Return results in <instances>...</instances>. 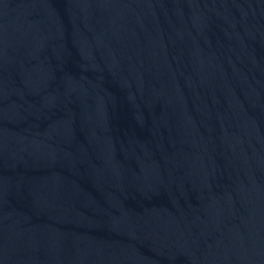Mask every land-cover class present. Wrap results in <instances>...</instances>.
<instances>
[{
  "label": "water",
  "instance_id": "1",
  "mask_svg": "<svg viewBox=\"0 0 264 264\" xmlns=\"http://www.w3.org/2000/svg\"><path fill=\"white\" fill-rule=\"evenodd\" d=\"M0 264H264V0H0Z\"/></svg>",
  "mask_w": 264,
  "mask_h": 264
}]
</instances>
